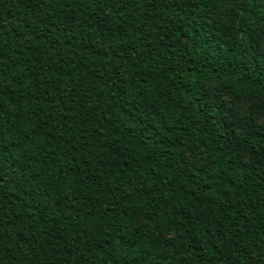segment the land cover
Wrapping results in <instances>:
<instances>
[{
  "label": "trees",
  "instance_id": "obj_1",
  "mask_svg": "<svg viewBox=\"0 0 264 264\" xmlns=\"http://www.w3.org/2000/svg\"><path fill=\"white\" fill-rule=\"evenodd\" d=\"M262 42L264 0H0V264H252Z\"/></svg>",
  "mask_w": 264,
  "mask_h": 264
},
{
  "label": "snow or ice",
  "instance_id": "obj_2",
  "mask_svg": "<svg viewBox=\"0 0 264 264\" xmlns=\"http://www.w3.org/2000/svg\"><path fill=\"white\" fill-rule=\"evenodd\" d=\"M259 57L264 59V42H262L259 51ZM252 257V264H264V248H261L258 252L250 254Z\"/></svg>",
  "mask_w": 264,
  "mask_h": 264
},
{
  "label": "rangeland",
  "instance_id": "obj_3",
  "mask_svg": "<svg viewBox=\"0 0 264 264\" xmlns=\"http://www.w3.org/2000/svg\"><path fill=\"white\" fill-rule=\"evenodd\" d=\"M240 106H241V107H244V105H242V104H241Z\"/></svg>",
  "mask_w": 264,
  "mask_h": 264
}]
</instances>
